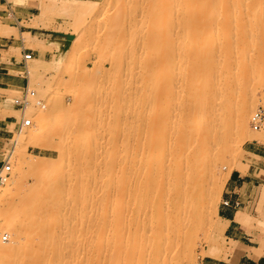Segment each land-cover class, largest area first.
<instances>
[{
	"label": "bare ground",
	"instance_id": "obj_1",
	"mask_svg": "<svg viewBox=\"0 0 264 264\" xmlns=\"http://www.w3.org/2000/svg\"><path fill=\"white\" fill-rule=\"evenodd\" d=\"M70 1L79 2L40 0L39 15L57 8L80 23L99 9ZM117 3L116 16L129 15L140 30L134 42L135 28L125 41L136 54L135 76L112 125L118 131L106 146L97 142L93 123L87 136H75L73 112L64 108L68 118L51 132L77 155H101L86 157L87 164L77 157L66 174L17 146L23 166L17 183L30 178L41 189L0 186V264H181L198 232H223L221 218L219 225L210 219L211 211L217 216L213 193L223 162L249 133L254 90L264 87V0H129L126 9ZM110 25L91 38L119 46V35L112 43L119 30ZM123 42L114 54L119 59ZM24 138L50 145L35 132Z\"/></svg>",
	"mask_w": 264,
	"mask_h": 264
},
{
	"label": "rangeland",
	"instance_id": "obj_2",
	"mask_svg": "<svg viewBox=\"0 0 264 264\" xmlns=\"http://www.w3.org/2000/svg\"><path fill=\"white\" fill-rule=\"evenodd\" d=\"M118 1L80 0V2L87 4H96L99 6V9L92 14L93 16L83 17V20L79 23L80 19L77 22L78 18L68 16L56 10L57 8H53L49 10L50 12L47 11V13L45 12V14L43 13L44 15L40 16L38 8L40 0H0V27L7 29L8 33L0 34V65L6 67L12 73L9 75L2 74V80H7V77H15L24 81L22 87H11L0 83V86L4 87L0 89V118H4L8 125L5 127L0 122V171L6 164L9 165V170L6 172L4 179L2 178L0 186L7 184L11 187L13 183H17L18 181L17 178L23 166L16 161L17 151L15 149L18 148L17 146L24 147L25 157H37L42 162L50 160V169L57 172L60 170L63 174L73 169L75 162L78 161L77 157L85 159L86 164L88 160L86 157H101L99 153L92 154L93 152L89 150L87 152L82 151L77 155L74 150L71 151V146L67 149L65 148L59 134L51 132L54 129L59 130L62 127V125L55 124V122L68 118V115H66L67 108L69 111L71 110V114L73 112L72 118L75 119L74 123L77 125L74 133L75 136L80 131H84V134L87 136L90 125L93 123L97 125L95 136L97 142L100 146H106L107 141L118 131L113 129L112 125L115 119L118 118L122 105L125 104L126 98L123 95L124 93H128L127 87L133 83V76H135L133 64L136 61V54L126 50V42L131 38L130 32L132 29L135 28L131 33H136L132 34L133 37L130 39L129 44L135 41L140 31L131 22L129 15L120 14V19L116 16L118 8H115V3ZM56 2L58 5H66L79 1L56 0ZM121 2V5L119 3L120 7L125 9L129 7V4H127L129 0H121ZM113 9L115 11H112ZM111 15L116 16L119 22L116 20V17H112ZM74 20H76V24L73 23ZM114 20L119 24H114L112 22ZM77 23L79 24L77 25ZM109 23L115 25L114 28L116 27L119 30V34H117L112 43L116 42L118 35L121 40L119 46L124 41L121 47L122 52L119 51L121 54L120 59L118 58L119 55H114L118 51L117 47L119 48L116 45L119 43L118 40L116 44L110 43L109 46V44L102 43L103 37H100V39L93 38L94 40L91 38L96 30L101 35L102 31L110 29L111 25ZM106 46L109 47L107 48ZM25 53H30L31 57L24 60L23 56ZM32 58H37V61H32ZM116 59L119 60L117 61ZM37 64L41 66L39 72L27 75L26 69ZM1 71L5 72L6 69H2ZM25 86L34 92V96L29 97L28 104L21 106L14 103L13 99L21 96L22 89ZM244 91V87H240L239 92L242 93ZM77 92L84 93L81 102L75 100ZM254 100L255 106L252 108L253 110L258 106L264 108V87L257 86L255 88ZM252 109L249 112V116L253 111ZM74 112L76 113L74 114ZM40 115L44 119L43 125L39 120ZM75 115L78 117L76 118ZM26 118H29L31 121V124L28 126L22 124ZM81 124L84 126H80ZM247 131L249 133L245 135L244 140L231 154L232 158L230 155L227 156L231 160L227 158L223 162L222 166L226 167L221 168V175L220 178H217V184L213 193L212 207H215L216 210L221 201L224 182L227 178V170L229 169L230 172L234 168L243 169L241 163L245 161L246 157L243 144L250 140L264 141V130H252L249 127V118L247 121ZM29 132H35L37 137L42 140L48 139L47 141H49L50 145H34L33 139L24 138ZM250 133L255 134L251 136ZM75 143L78 142L75 141ZM75 143L73 141V144ZM65 170L68 172H65ZM78 171L77 175L79 176L87 172L85 168ZM19 183L15 184V188L13 186L14 190H17L16 187L19 184L18 192L31 191L32 187L37 186L32 183L30 178H27V180L23 179V182L19 181ZM28 183L32 184L31 189L30 187L27 188V186H30ZM34 189L31 193L38 192L39 188ZM6 201L8 202L9 200L7 199ZM6 201L4 204L7 203ZM263 210L264 192L258 200L256 212L249 213L242 211L241 215L246 219L255 220L259 223L261 222L259 217L262 216ZM210 219L214 225H219L220 221L212 211ZM206 229V233L205 231L197 233L193 244L185 251L189 254V257L183 259L181 264H201L200 261L203 257H217L220 256V253L229 249L223 232L215 233L211 230V227H207Z\"/></svg>",
	"mask_w": 264,
	"mask_h": 264
},
{
	"label": "crops",
	"instance_id": "obj_3",
	"mask_svg": "<svg viewBox=\"0 0 264 264\" xmlns=\"http://www.w3.org/2000/svg\"><path fill=\"white\" fill-rule=\"evenodd\" d=\"M2 74L12 73L0 65V83L11 87L23 86L22 79L7 77L3 81ZM3 88L0 86V89ZM0 122L8 126L4 118H0ZM243 150L246 156L241 163L243 169L234 168L228 173L217 207V216L223 223V235L229 249L217 257H203L201 264H264V210L259 223L241 215L242 211L256 212L258 200L264 192V141H246ZM236 199L242 202L239 208L233 206ZM223 200H228L229 205H223Z\"/></svg>",
	"mask_w": 264,
	"mask_h": 264
},
{
	"label": "built area",
	"instance_id": "obj_4",
	"mask_svg": "<svg viewBox=\"0 0 264 264\" xmlns=\"http://www.w3.org/2000/svg\"><path fill=\"white\" fill-rule=\"evenodd\" d=\"M31 57L30 53H25L23 56V59L26 60L28 58ZM34 96V92L32 90H29L27 88V86H25L22 89V94L20 97H16L13 99L14 103L24 106L26 104L29 103V97ZM23 125L28 126L31 124V121L29 120V118H26L23 123ZM249 127L254 130V131H260V130H264V108L261 106H258L257 108H255L249 116ZM9 170V165H5L2 170L0 171V181L2 180V178L4 179V176L6 174V172H8ZM223 205H229V201L228 200H223L222 201ZM242 205V202L239 201L238 199H236L233 202V206L239 208Z\"/></svg>",
	"mask_w": 264,
	"mask_h": 264
}]
</instances>
